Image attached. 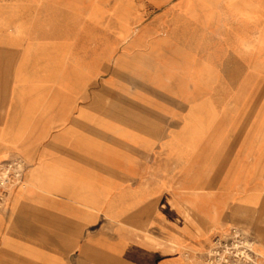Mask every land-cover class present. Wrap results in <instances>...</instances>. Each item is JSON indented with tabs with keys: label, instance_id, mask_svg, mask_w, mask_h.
Wrapping results in <instances>:
<instances>
[{
	"label": "rangeland",
	"instance_id": "rangeland-1",
	"mask_svg": "<svg viewBox=\"0 0 264 264\" xmlns=\"http://www.w3.org/2000/svg\"><path fill=\"white\" fill-rule=\"evenodd\" d=\"M207 2L0 0V36L25 48L0 62V106L17 118L91 104L92 122L134 131L93 124L139 161L138 197L107 214L108 239L174 256L192 229L197 264H264V6ZM21 169L0 162V206Z\"/></svg>",
	"mask_w": 264,
	"mask_h": 264
},
{
	"label": "crops",
	"instance_id": "crops-1",
	"mask_svg": "<svg viewBox=\"0 0 264 264\" xmlns=\"http://www.w3.org/2000/svg\"><path fill=\"white\" fill-rule=\"evenodd\" d=\"M200 1L264 6V0ZM164 13L166 20L170 12ZM15 37L12 43L19 41ZM11 38L8 32L0 36L2 64L12 54L25 53L19 43L11 46ZM91 108L35 110L16 118L0 106V162L22 163L0 206V264H197L204 242L192 229L169 242L180 248L174 256L133 240L108 239L107 214L121 213L117 209L128 208L129 200L138 197L139 161L122 158L116 145L108 150L105 133L93 124L120 131L132 141L138 137L120 128L123 120L114 126L101 118L92 122ZM126 124L135 129L138 119Z\"/></svg>",
	"mask_w": 264,
	"mask_h": 264
},
{
	"label": "built area",
	"instance_id": "built-area-1",
	"mask_svg": "<svg viewBox=\"0 0 264 264\" xmlns=\"http://www.w3.org/2000/svg\"><path fill=\"white\" fill-rule=\"evenodd\" d=\"M18 175H20V174H18Z\"/></svg>",
	"mask_w": 264,
	"mask_h": 264
}]
</instances>
